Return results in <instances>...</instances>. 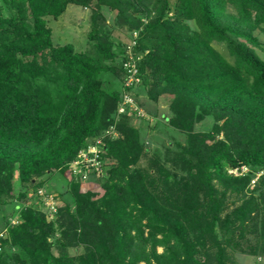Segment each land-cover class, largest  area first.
<instances>
[{
  "label": "trees",
  "instance_id": "obj_1",
  "mask_svg": "<svg viewBox=\"0 0 264 264\" xmlns=\"http://www.w3.org/2000/svg\"><path fill=\"white\" fill-rule=\"evenodd\" d=\"M91 1L0 0V205L20 188L12 203L19 221L4 216L0 229V264H234L230 250L263 253L264 61L251 45L258 44L252 30L264 31V0H95L87 32L93 50L54 42L46 18ZM103 6L113 12L111 27L136 30L137 88H123L146 114L156 109L144 97L156 107L166 96L158 115L183 135L163 145L161 157L130 122L134 111L115 118L120 91L102 87L103 71L124 78L129 56L111 48ZM206 115L210 126L193 129ZM100 133V163L88 174L100 169L102 191L93 195L68 167ZM240 165V174L227 171ZM53 170L66 179L70 202L47 220L21 198L26 186L42 185L36 176ZM226 191L237 204L225 203ZM258 211L259 226L247 228L255 241L243 245L244 223Z\"/></svg>",
  "mask_w": 264,
  "mask_h": 264
},
{
  "label": "rangeland",
  "instance_id": "obj_2",
  "mask_svg": "<svg viewBox=\"0 0 264 264\" xmlns=\"http://www.w3.org/2000/svg\"><path fill=\"white\" fill-rule=\"evenodd\" d=\"M94 1L92 0L88 6L83 5H77V4H67L66 8L55 18L53 17H47L46 18V25L51 28V38L54 42L58 43H64V42H70L73 45V48L75 50L79 49H86L88 52H91L93 50V44L91 43V40L87 39V32L90 28V18H91V8L94 6ZM170 3H172L173 0H169ZM101 12L104 15V24L108 27L109 31V38L112 40L113 45H111V48L116 51V49L122 50L123 53H128L131 49L132 40L135 36V31H129L125 29L124 27L120 25H112V11L107 9L106 7L101 8ZM190 25L193 26V23L191 20H189ZM261 26L264 27V23L261 24ZM252 35L256 37V40L258 41V44H252L251 48L253 52L262 60L264 61V31L256 27L252 30ZM241 37H238L240 39ZM118 44V48L117 45ZM121 45V46H119ZM213 45L220 50L221 53L225 54V56L232 60V57L228 55L227 49L219 42H213ZM122 57V53H118L116 58L112 60V63L116 65V61L119 60V58ZM122 61V58H120ZM103 64H110L111 59H102ZM123 66V65H122ZM124 67V66H123ZM126 67V66H125ZM124 67V69H125ZM124 78L122 79L119 75H116L115 73L111 71H103L100 75V78L102 80V87H104L106 90L110 91L112 89H118L120 93L125 90L124 85L126 82V78L128 77L126 75V70ZM135 84L131 83L129 87H133V90L137 88V86H134ZM147 86L141 87L143 90L146 89ZM136 92V91H135ZM139 96H144L146 93L141 92L138 93ZM131 99L132 96H130ZM146 100V106L150 109H156L154 114L147 113L144 111L143 107L135 104L134 102L127 103V113H131V111L135 112V115H132L130 118V122L134 125L138 126L140 129L141 134L145 138L146 145H149V152L150 151H157L160 154V157L163 154V145L173 143L175 140H181L183 141V135L178 132L177 130L167 127V123L162 120V117H160L158 114L160 112H163L166 108V102L167 97L166 96H159L157 99V108L154 107V102ZM117 107L120 106V101L117 102ZM166 111V110H165ZM136 114L142 115L144 117H148L147 120L140 119L136 116ZM158 118V119H157ZM211 117L209 115H206L201 121H198L194 123L193 129H207L210 126L211 123ZM107 133L110 136H115L116 132L113 131H107ZM104 133L98 134V136H94L93 138L100 137L102 139ZM102 143V142H101ZM149 155V153H147ZM146 155V156H147ZM145 158L141 156L139 158V164L144 165ZM83 163V164H81ZM89 161L84 160V162H77L73 161L71 162L69 170L72 174L78 172L80 175V190H87L91 191L93 195H98L101 193L102 189L99 187L96 176L99 174L100 169L96 173H92L91 175L89 173L88 167ZM98 168V166H97ZM102 169V168H101ZM230 168H227V171L229 172ZM246 170V169H245ZM66 171V170H65ZM233 173V172H230ZM259 172H256L254 176H252V179L250 182H252L255 177L257 176ZM17 171L16 169L13 171V178L15 179V184L19 185L17 183ZM42 181V185L36 187L35 191L32 186H26V195L21 198L23 204L30 205L33 209H37L38 211H41L45 214V218L47 220L54 219L56 217V206L62 205L65 202H70V195L65 190V181L66 179L63 178L61 174H59L56 170H53L52 172H44L39 176H36L35 180ZM252 183H250L251 185ZM22 185V184H21ZM24 187L23 185L21 186ZM221 188L220 186H218ZM17 189V188H16ZM14 190L12 194L9 196H6V198L11 199L12 202H9L8 204L0 205V229L3 224L4 216L6 217L7 221L10 222H16L19 221V218L15 211L12 213V203L18 202L19 199L16 198V194L19 191L20 188L17 190ZM254 193H256L254 191ZM227 197L225 199V203L229 206L237 204L239 199L237 198L238 195L226 191ZM9 201V200H8ZM22 204V203H21ZM260 215L261 213L258 211L256 213L255 218L253 217L252 222L245 221L244 225L247 224L243 228V236L241 237L242 244L246 245L247 243H252L255 241L254 237V231L247 230L251 226L252 223H256L257 226H259L260 223ZM243 225V226H244ZM145 231V230H144ZM0 235H4V231H0ZM54 235H57V232L54 233ZM157 236H160L157 234ZM51 239V237H49ZM15 248L11 247L9 248V251H13ZM1 250V245H0ZM8 251V249H6ZM53 252H56V248L52 247ZM81 250V246H78L76 248L70 247L69 253H75ZM155 250L157 252L162 250L161 245H156ZM231 256L233 258L234 264H264V252L263 253H246L241 252L239 250H230ZM139 264H143V261H139ZM153 264V263H151Z\"/></svg>",
  "mask_w": 264,
  "mask_h": 264
},
{
  "label": "built area",
  "instance_id": "obj_3",
  "mask_svg": "<svg viewBox=\"0 0 264 264\" xmlns=\"http://www.w3.org/2000/svg\"><path fill=\"white\" fill-rule=\"evenodd\" d=\"M134 41L132 40V45ZM132 45L130 51L127 53L129 56L125 59V61L122 63V65L125 67L126 70V75L128 76L126 78L125 85H130L131 83H134V81H137L138 78L136 76V70H135V63L133 59L131 58L132 54ZM133 102V99L130 98V94L127 92H122L121 98H120V106L116 107L115 111V118L117 117L118 112H122L125 110V105L127 103ZM113 131V126L109 124L107 131ZM100 144H101V139L100 137H97L93 139V141L87 142L84 146L80 147V149L77 151L75 158L71 161H77L79 162H84V160H88L90 164H88L89 168L92 164L99 166L100 159H99V152H100ZM71 162L69 164H71ZM83 164V163H81ZM70 166V165H69ZM90 169V168H89ZM246 166L245 165H240L239 167H233L228 169L229 172H233V174H240L243 171H245ZM79 172V171H78Z\"/></svg>",
  "mask_w": 264,
  "mask_h": 264
},
{
  "label": "clouds",
  "instance_id": "obj_4",
  "mask_svg": "<svg viewBox=\"0 0 264 264\" xmlns=\"http://www.w3.org/2000/svg\"><path fill=\"white\" fill-rule=\"evenodd\" d=\"M136 58V57H135ZM131 85V84H130ZM130 85H124V86H130ZM122 92H127L128 94H130V96H132V94H131V90H127V89H125L124 91H122ZM122 92L120 93V97H119V100L118 101H120V98H121V94H122ZM132 98H133V96H132ZM133 102H134V99H133ZM135 103V102H134ZM126 106L127 105H125V110L124 111H127V108H126ZM117 107V106H116ZM115 111H116V109H115ZM124 111H122V112H124ZM137 115H139V114H137ZM114 116H115V114H114ZM115 132V131H114Z\"/></svg>",
  "mask_w": 264,
  "mask_h": 264
}]
</instances>
